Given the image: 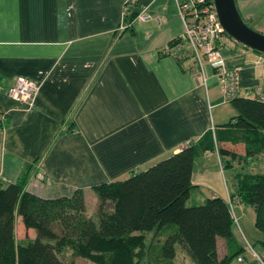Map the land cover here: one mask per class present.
Instances as JSON below:
<instances>
[{"label": "crops", "instance_id": "crops-1", "mask_svg": "<svg viewBox=\"0 0 264 264\" xmlns=\"http://www.w3.org/2000/svg\"><path fill=\"white\" fill-rule=\"evenodd\" d=\"M234 1L243 21L264 35V0ZM142 11L145 20L136 18ZM183 33L173 0H0V84L7 89L17 77L40 84L30 109L0 92V186L25 174L26 192L57 199L81 189L86 209L97 198L93 187L144 172L187 142L200 146L210 132L215 146V134L228 139L224 126L237 113L223 102L213 69L205 65L202 82L189 55L163 54ZM222 55L226 69L239 68L242 91L264 88L256 52L237 47ZM263 165L264 155L222 164L216 147L200 151L189 199L230 202L235 175L262 173ZM98 206L97 198L92 209ZM30 231L15 221L16 243L32 240Z\"/></svg>", "mask_w": 264, "mask_h": 264}, {"label": "trees", "instance_id": "trees-1", "mask_svg": "<svg viewBox=\"0 0 264 264\" xmlns=\"http://www.w3.org/2000/svg\"><path fill=\"white\" fill-rule=\"evenodd\" d=\"M178 43V57L192 58L180 39L168 47ZM230 104L237 115L224 126L231 131L228 139L215 134V146L210 132L200 146L190 143L144 172L93 187L99 201L96 219L86 215L81 189L70 197L43 199L25 191V174L14 184L0 186V264H74L75 258L93 264H177L179 253L187 264H231L244 251L234 236L231 203L236 199L253 208L255 225L263 232L264 170L236 174L230 202L209 198L187 206L194 188L192 166L200 151L216 147L222 164L224 157L264 155V103L237 97ZM16 215L35 234L25 244L16 243ZM147 233L160 234L163 242H148ZM218 239L224 242L223 256Z\"/></svg>", "mask_w": 264, "mask_h": 264}, {"label": "built area", "instance_id": "built-area-1", "mask_svg": "<svg viewBox=\"0 0 264 264\" xmlns=\"http://www.w3.org/2000/svg\"><path fill=\"white\" fill-rule=\"evenodd\" d=\"M173 1L184 30L180 40L188 48L202 82L206 80L205 65H208L219 79L224 103H230L237 97L252 98L264 103L263 87L256 86L242 91L239 68L226 69L225 67L223 50H234L237 47L246 50V48L224 32L216 13L214 0ZM146 16L145 12L142 11L136 18L145 20ZM181 46L182 43H178L173 47H166L163 54L175 56L181 50ZM254 66L261 68L264 73V54L257 53ZM39 89L40 84L38 82L25 77H17L13 85L7 89L0 84V92H5L8 97L15 101L25 103L28 105V109L32 107ZM186 144L189 145L190 142ZM247 246L251 257L250 261L241 255L237 257V263L264 264V251L259 253L249 244Z\"/></svg>", "mask_w": 264, "mask_h": 264}, {"label": "rangeland", "instance_id": "rangeland-1", "mask_svg": "<svg viewBox=\"0 0 264 264\" xmlns=\"http://www.w3.org/2000/svg\"><path fill=\"white\" fill-rule=\"evenodd\" d=\"M244 164V163H243ZM242 165V163H241ZM264 165L262 167L261 170H263ZM252 172H258L256 170H253ZM231 174H233L232 171H226L225 175L227 178V181L229 182V184H232V180H231ZM206 194L203 195V200L199 201L198 203H192V199H189L187 201V206H193L195 204H202V202H204ZM96 197L94 196L93 198L90 197L87 199V208L86 211L87 213L93 218L96 219V212L94 211V209H92V206L94 204V202H96ZM231 211L233 214V220H234V236L236 238V240L238 241L239 245L244 249L242 256H244L248 261H250L251 257L250 254L248 252V246L247 244H249L251 247L254 248L255 251L257 252H262L263 249V232L258 229L255 225V212L253 210V208L249 207V206H245L243 205V208L240 207V204H238L237 202L233 201L231 203ZM15 221L16 223H20L22 226V222H21V218L16 215L15 216ZM32 238L35 237V234L33 231H30ZM17 230H16V234H17ZM157 235H153L152 233H147L146 237H147V241L154 242V238ZM22 236H20L18 234L17 236V241L20 242L22 240ZM224 253V242L221 239L219 242V246H218V254L219 256H222ZM84 264H92L90 262H87L85 260H78L77 264H82V262ZM231 264H239L237 263L236 259H233V261L231 262Z\"/></svg>", "mask_w": 264, "mask_h": 264}, {"label": "water", "instance_id": "water-1", "mask_svg": "<svg viewBox=\"0 0 264 264\" xmlns=\"http://www.w3.org/2000/svg\"><path fill=\"white\" fill-rule=\"evenodd\" d=\"M214 5L220 24L230 38L249 50L264 54V35L251 29L243 21L234 0H214Z\"/></svg>", "mask_w": 264, "mask_h": 264}]
</instances>
